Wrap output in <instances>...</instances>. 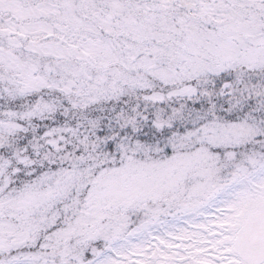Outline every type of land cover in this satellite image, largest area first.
<instances>
[{"label": "snow or ice", "instance_id": "6c2138e0", "mask_svg": "<svg viewBox=\"0 0 264 264\" xmlns=\"http://www.w3.org/2000/svg\"><path fill=\"white\" fill-rule=\"evenodd\" d=\"M0 264H264V0H0Z\"/></svg>", "mask_w": 264, "mask_h": 264}]
</instances>
